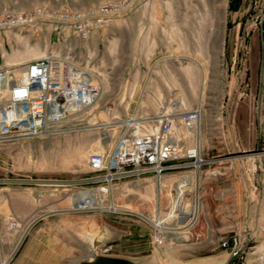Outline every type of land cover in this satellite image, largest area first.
I'll list each match as a JSON object with an SVG mask.
<instances>
[{
  "label": "rangeland",
  "instance_id": "obj_1",
  "mask_svg": "<svg viewBox=\"0 0 264 264\" xmlns=\"http://www.w3.org/2000/svg\"><path fill=\"white\" fill-rule=\"evenodd\" d=\"M244 2L237 12L231 0H0V13L51 14L2 32L1 65L53 52L99 86L47 134L0 144V264H76L90 233L101 253L135 264H256L264 19L256 25L254 0ZM102 5L114 13L100 26L91 15ZM66 10L89 15L86 38L61 22ZM81 190L94 205L74 203Z\"/></svg>",
  "mask_w": 264,
  "mask_h": 264
},
{
  "label": "built area",
  "instance_id": "obj_2",
  "mask_svg": "<svg viewBox=\"0 0 264 264\" xmlns=\"http://www.w3.org/2000/svg\"><path fill=\"white\" fill-rule=\"evenodd\" d=\"M254 5L257 8L256 25H261L264 19V0H254ZM113 13V8L102 5L91 16L99 18L96 23L103 26L109 23L108 16ZM41 16L51 17V14L41 9L27 13H0V36L2 32L12 34L14 31L13 34L17 35L32 31L36 29V20ZM88 16L83 12L66 10L60 14V20L69 25L77 37L84 39L91 29ZM13 69L20 71V78L12 76ZM91 72L80 62H73L53 52L10 67L0 64V144L47 134L49 129L57 128L72 114L76 115L89 108L99 93L98 83ZM148 139L150 143L156 144V138H152L153 142L151 138ZM148 139H142L143 143ZM150 153L145 151L148 156ZM187 156L197 157L195 149L187 151ZM201 162L203 160L199 159L198 163ZM101 163L100 155H91L92 168H100ZM158 168L162 169L160 166ZM219 241L221 246L228 247L227 240L221 238ZM251 248V245L246 244L242 251ZM255 263L264 264V246Z\"/></svg>",
  "mask_w": 264,
  "mask_h": 264
},
{
  "label": "bare ground",
  "instance_id": "obj_3",
  "mask_svg": "<svg viewBox=\"0 0 264 264\" xmlns=\"http://www.w3.org/2000/svg\"><path fill=\"white\" fill-rule=\"evenodd\" d=\"M20 77H21V73H20ZM198 161H199V159L197 160V162ZM74 203L76 205H80V206L94 205L95 204V200L93 199V193H88V192H85V191L81 190L78 193V195L75 197ZM96 236H97L96 234H92V233H90V234H88L86 236L85 243L87 244V254L85 255V257H89V256L93 255V253L95 252L96 247H97L96 245L98 244V241H99V238L96 237ZM7 262H8V259H4L2 264H7Z\"/></svg>",
  "mask_w": 264,
  "mask_h": 264
},
{
  "label": "water",
  "instance_id": "obj_4",
  "mask_svg": "<svg viewBox=\"0 0 264 264\" xmlns=\"http://www.w3.org/2000/svg\"><path fill=\"white\" fill-rule=\"evenodd\" d=\"M96 250L93 255L80 259L77 264H135L136 261L124 257L115 255H106L100 252L99 244L96 245Z\"/></svg>",
  "mask_w": 264,
  "mask_h": 264
},
{
  "label": "crops",
  "instance_id": "obj_5",
  "mask_svg": "<svg viewBox=\"0 0 264 264\" xmlns=\"http://www.w3.org/2000/svg\"><path fill=\"white\" fill-rule=\"evenodd\" d=\"M244 4V0H231V6L236 9L237 12L243 10Z\"/></svg>",
  "mask_w": 264,
  "mask_h": 264
}]
</instances>
